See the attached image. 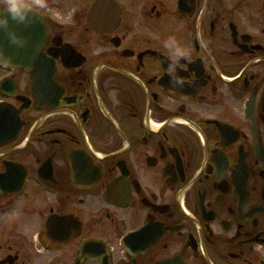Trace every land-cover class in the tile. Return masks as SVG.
Masks as SVG:
<instances>
[{
	"label": "flooded vegetation",
	"instance_id": "obj_1",
	"mask_svg": "<svg viewBox=\"0 0 264 264\" xmlns=\"http://www.w3.org/2000/svg\"><path fill=\"white\" fill-rule=\"evenodd\" d=\"M23 4L53 73L0 67V264H264V0Z\"/></svg>",
	"mask_w": 264,
	"mask_h": 264
},
{
	"label": "water",
	"instance_id": "obj_2",
	"mask_svg": "<svg viewBox=\"0 0 264 264\" xmlns=\"http://www.w3.org/2000/svg\"><path fill=\"white\" fill-rule=\"evenodd\" d=\"M43 38L41 23L30 13L20 25L10 22L7 29L0 27V65L35 66L42 63L44 60L38 50ZM38 75L36 72L37 81Z\"/></svg>",
	"mask_w": 264,
	"mask_h": 264
},
{
	"label": "clouds",
	"instance_id": "obj_3",
	"mask_svg": "<svg viewBox=\"0 0 264 264\" xmlns=\"http://www.w3.org/2000/svg\"><path fill=\"white\" fill-rule=\"evenodd\" d=\"M30 11L31 9L23 4V0H0V27L7 29L10 22L17 25L22 24L29 17ZM165 47L174 49L178 58H187V54L177 46L174 37L169 38L165 43ZM3 66L7 67L10 66V64L5 63ZM177 82L183 83V81L180 80Z\"/></svg>",
	"mask_w": 264,
	"mask_h": 264
}]
</instances>
